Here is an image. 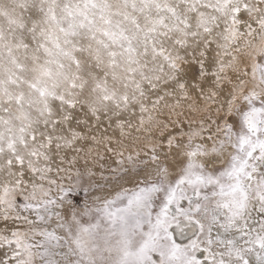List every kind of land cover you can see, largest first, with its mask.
<instances>
[{
  "label": "snow or ice",
  "instance_id": "1",
  "mask_svg": "<svg viewBox=\"0 0 264 264\" xmlns=\"http://www.w3.org/2000/svg\"><path fill=\"white\" fill-rule=\"evenodd\" d=\"M0 264H264V0H0Z\"/></svg>",
  "mask_w": 264,
  "mask_h": 264
}]
</instances>
